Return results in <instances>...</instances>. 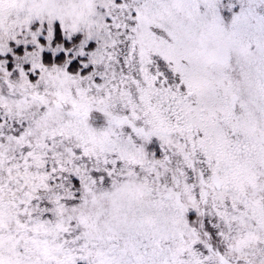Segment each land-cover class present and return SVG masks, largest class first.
<instances>
[{
  "label": "snow or ice",
  "instance_id": "6c2138e0",
  "mask_svg": "<svg viewBox=\"0 0 264 264\" xmlns=\"http://www.w3.org/2000/svg\"><path fill=\"white\" fill-rule=\"evenodd\" d=\"M0 264H264V0H0Z\"/></svg>",
  "mask_w": 264,
  "mask_h": 264
}]
</instances>
